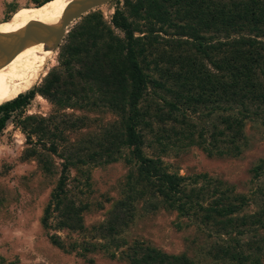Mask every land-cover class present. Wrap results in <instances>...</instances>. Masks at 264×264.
<instances>
[{"label":"rangeland","instance_id":"obj_1","mask_svg":"<svg viewBox=\"0 0 264 264\" xmlns=\"http://www.w3.org/2000/svg\"><path fill=\"white\" fill-rule=\"evenodd\" d=\"M43 1L0 0V23L9 22L24 9L38 8ZM215 2L232 13L237 10L249 26L243 31L237 28L231 38L223 39L231 46L218 51V58L237 48L235 41H242L238 49L244 56L259 55L255 62L243 61V70L252 83L264 86V20L259 19L263 17L264 0ZM118 9L125 10V0H114L88 15L101 14L117 35L124 36L112 23ZM133 19L138 30L150 29L147 22ZM81 20L70 29L62 46ZM152 26L155 32L145 40V57H140L149 82L140 104L148 116L142 125L143 151L168 173L182 178L172 198L176 205L154 193L163 185L156 176L149 181L150 188L140 184L141 161L129 146L122 147L117 157H103L97 162L88 161L94 148H86V157L68 154L71 146L83 139L81 133L102 134L116 127L122 120L117 113L100 104L82 109L77 105L82 101L77 99L73 105L71 101L55 104L36 94L27 106L10 114L0 134V264H142L150 252L186 257L191 264H238L226 257L223 250L228 248H235L236 255H249L239 264H257L259 257L264 264V243L263 247L253 246L264 237V122L254 114L251 117V107L241 106L237 98L222 104L215 113L210 114L209 107H199V113L189 108L185 116L181 114L188 103L179 93L187 96L190 86L175 75L179 64L160 61L163 56L179 55L175 46L179 29L169 23ZM226 34L221 30L218 38ZM61 47L48 74L61 70ZM172 105L178 109L172 112ZM228 115L231 127L221 121V116ZM82 116L90 117L94 127L86 125L77 133L69 129L66 120ZM239 122H243V134L233 145L231 138L221 134ZM110 153L105 152V156ZM63 175L65 186H61ZM214 192L217 200L228 197L226 203L232 213L227 217L233 218L225 219L230 223L256 215L263 224L228 230L206 222L205 206L195 204H210ZM57 194L64 203L81 207L80 227L61 225L65 209L57 208ZM247 240L252 242L240 244Z\"/></svg>","mask_w":264,"mask_h":264},{"label":"trees","instance_id":"obj_2","mask_svg":"<svg viewBox=\"0 0 264 264\" xmlns=\"http://www.w3.org/2000/svg\"><path fill=\"white\" fill-rule=\"evenodd\" d=\"M49 1L52 0H44L39 7ZM237 13V10L232 13V10L216 3L215 0H125V10L118 9L112 18L114 28L122 31L124 36L117 35L115 30L102 19L101 14L93 13L85 16L61 47L59 54L61 70L51 71L36 90L21 94L18 98L14 97L10 102L0 106V134L10 114L27 106L36 94L55 104L71 101L70 105H73L75 99L81 100L82 102L77 105H80L82 109H90L100 104L117 113L122 118L121 122L116 127L104 130L102 134H97L95 131L81 133L83 139L71 146L68 154L74 158L86 157L88 153L86 148L90 151L94 148L88 161L97 162L103 157L108 158L113 155L117 157L122 147L129 146L133 154L141 161L140 184L143 182L150 188L152 176H156L163 185L154 193L158 192L167 203L176 205L172 198L179 191L178 180L182 181V178H176L168 173L158 162L149 159L143 151L145 135L142 125L148 116L141 110L140 104L147 94L149 84L140 62V57H145L144 53H146L145 40L149 39L150 35L153 36L155 32V27H151L153 23L162 26L169 23L179 29L180 38L175 45L179 48V55L176 58L172 55L163 56L160 61L172 63V66L179 64V73L175 75L179 78V82L182 81L185 86H190L187 96L185 92L179 93V98L188 103L184 112H181L179 108L181 114L185 116L189 108L192 112L199 113V107H209V113H215L221 109L222 104L237 98L241 106L251 107V117L254 114L262 118L264 122V86L252 83L243 70V61L247 64L255 62L259 55L244 56L238 49V46H243V43L237 40L233 43L237 48L229 54V51L225 53L222 59L217 56L218 51L227 45L231 46L223 39L228 40L232 37V33L249 28L245 16ZM262 16L259 19L264 20V11ZM133 18L147 22L150 29L138 30L134 26ZM221 30H226L227 34L225 37L218 38ZM202 32L205 35H202ZM136 33L142 36L137 37ZM211 33H214L215 37L206 36ZM91 97L95 98L90 102ZM167 105L169 106V103ZM176 109H178L177 106L172 109V112ZM230 119V115L221 116V121L228 127H231ZM65 123L76 133L86 125L91 129L95 125V122L87 116L70 117ZM242 134L243 122H239L229 132L223 130L221 135L231 138L233 145H236L237 139ZM214 137L217 138V136ZM108 151L112 153L105 156V152ZM65 180L66 176L63 175L61 186L64 185ZM211 200L210 204L205 201L195 204L199 208L205 206L208 223L217 224L228 230L263 224L260 216L256 215L239 218L234 223H230L231 220L225 219L233 218L227 217L229 213H232V207L226 203L228 197L217 200L214 192ZM56 204L58 209L62 206H64L63 210L65 209L64 222L61 223L63 227L75 229L76 225L81 226V207L77 208L71 202L64 203L58 194ZM259 241L253 246L259 244L258 246L263 247L264 237ZM251 242L247 240L240 244L244 246ZM234 250L228 248L223 252L228 259L238 264L249 259V255H236ZM255 263L261 264L260 257L255 260ZM142 264L191 263L186 257L174 258L167 254L150 252L143 258Z\"/></svg>","mask_w":264,"mask_h":264},{"label":"bare ground","instance_id":"obj_3","mask_svg":"<svg viewBox=\"0 0 264 264\" xmlns=\"http://www.w3.org/2000/svg\"><path fill=\"white\" fill-rule=\"evenodd\" d=\"M71 1L52 0L36 9L28 8L16 13L9 22L0 23V37L29 30L39 23L58 22ZM54 55V51L37 45L0 68V106L39 86L48 75Z\"/></svg>","mask_w":264,"mask_h":264},{"label":"water","instance_id":"obj_4","mask_svg":"<svg viewBox=\"0 0 264 264\" xmlns=\"http://www.w3.org/2000/svg\"><path fill=\"white\" fill-rule=\"evenodd\" d=\"M114 0H73L58 22L39 23L31 29L0 37V68L8 65L27 49L43 45L47 51L57 52L70 29L84 16ZM7 37V38H6Z\"/></svg>","mask_w":264,"mask_h":264}]
</instances>
